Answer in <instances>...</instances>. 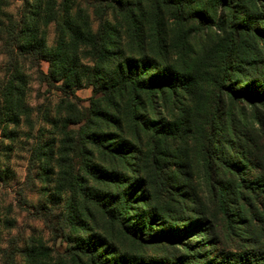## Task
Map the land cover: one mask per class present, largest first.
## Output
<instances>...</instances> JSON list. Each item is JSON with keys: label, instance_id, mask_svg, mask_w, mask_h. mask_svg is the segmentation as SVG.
I'll return each instance as SVG.
<instances>
[{"label": "trees", "instance_id": "16d2710c", "mask_svg": "<svg viewBox=\"0 0 264 264\" xmlns=\"http://www.w3.org/2000/svg\"><path fill=\"white\" fill-rule=\"evenodd\" d=\"M86 1L94 8L97 30L83 34L68 20L63 25L65 34L60 35L63 46L55 54L51 51L42 54V43L33 41L34 35L27 31L29 27L25 30L21 26L23 19L19 24L10 17L6 25L0 22L2 47L10 67L13 68L17 59L23 56H29L33 61L41 58L48 63L47 68L56 63L58 71L49 78V81L59 82L54 85L56 89L75 98L74 90L81 88L85 80L87 87L101 90L109 107L114 105L113 97L119 96L125 104L124 118L133 125L139 122L138 111L145 109V99L153 103V99L167 93L174 105L175 102L182 104L181 99L187 100V107H179L178 119L157 127V130L155 121L143 122V130L156 133V149L161 151L170 140L196 145L206 200L202 202L200 196L185 189L188 185L180 179L173 176L166 179L162 169L156 166V190H159L156 195L170 191L176 197L175 204L149 207L148 213L134 215L128 225L130 230H125L123 216L133 210L132 200L138 193L142 194V180L132 179L128 185L124 181L118 182L124 188L117 206L112 209V203L104 205L88 195L74 159H79L85 173L94 176L86 161L88 144L103 149L112 158L122 159L127 164L126 169L127 155L132 154L137 160L135 153L130 150L128 141L119 135L121 139L115 136L114 143H110L112 136L89 134L82 125L77 129V135L67 137L66 145L62 146L58 189L80 192L84 200L97 204L109 221L118 220L128 236L138 242L143 240L141 236H146L147 244L169 249V254L159 260L125 255L108 259L111 252L106 245L98 246L102 248L99 253L88 242L67 245L64 255L73 260L84 256L89 264H264V117L259 118L257 110L258 106L264 107V0ZM145 6L149 8L148 17L144 13ZM213 8L218 10L212 11L217 13L216 18L208 13ZM165 14L176 29L172 42L169 41ZM114 19L121 23H112ZM185 24L192 25L185 28ZM214 27L224 33L214 47L191 48L188 38L193 33ZM67 38L73 48L80 43L87 45L96 65L115 66L114 69L108 73L96 67L93 72L85 70L79 76L72 52L67 50ZM146 40L150 48L156 50H152L155 58L145 55ZM125 45L136 48V58H126ZM169 50L175 52L180 62L176 69L167 60ZM15 73L3 88L5 108L1 109L2 116L12 123L18 121L23 96L21 76L17 70ZM204 79L207 86L211 85V97L205 106L202 105L203 110H197ZM227 99L243 100L252 106L258 130H245L239 122L241 117L226 108ZM92 113L94 117H107L101 110L94 109ZM83 115L69 118L66 125L80 123L81 119L87 122L90 110ZM113 116L107 121L115 126L117 120ZM51 150V145L42 148L43 159L49 154L53 158ZM189 178L190 175L185 176V179ZM115 179L117 177L111 175L107 180L115 183ZM69 222L76 224L75 219H69L68 212L63 211L57 225L50 224V228L67 242L70 238L65 234V228ZM103 248L108 255L103 253ZM179 248L184 250L183 253L178 251ZM48 252L46 248H40L37 253L30 249L26 253V264H55L43 260L48 259ZM12 260V252H2V264H13Z\"/></svg>", "mask_w": 264, "mask_h": 264}, {"label": "rangeland", "instance_id": "374dc122", "mask_svg": "<svg viewBox=\"0 0 264 264\" xmlns=\"http://www.w3.org/2000/svg\"><path fill=\"white\" fill-rule=\"evenodd\" d=\"M212 11H218L217 8L208 10V13L216 18L217 13ZM144 13L147 17L149 16L147 6L144 7ZM9 17L18 24L23 19L21 26L25 30L29 27L27 31L34 35L33 41L37 44L42 43L43 47L40 50L43 55L50 51L55 54L63 46L60 35L65 34L66 29L63 25H66L68 20L83 34L94 33L98 25L94 8L86 0H0V22L6 25ZM165 21L169 41L172 42L176 29L166 14ZM111 22L116 25L121 23L115 19ZM191 25L185 24V28ZM223 35L222 30L215 27L207 28L193 33L188 38V43L195 50L214 47L215 42L221 40ZM0 39V264L3 262L2 252H12L13 264H26V253L30 249L37 253L40 248L48 249L49 257L43 260L49 263L89 264L84 256L73 260L64 255L67 245H83L88 242L99 253L102 248L98 246L101 243L106 245L107 250L111 252L108 259L125 255L132 258L145 257L159 260L167 256L169 249L147 244L146 236H141L143 238L139 241L141 243L128 236L127 232H123L118 220L109 221L98 205L84 200L80 192L60 191L57 185L60 152L63 150L62 146L66 145L67 137L74 138L77 135V129L82 125L89 134L112 136L110 143H114L113 137L117 135L128 141L130 150L135 153L137 160L133 158L134 155H127V169V164L122 159L112 158L103 149L100 150L89 144L86 147V161L89 165L88 169L94 173V176L85 173L79 159H74L75 167L83 180V188L90 193L88 195L95 197L104 205L112 203V209L117 206L116 202L124 188L123 184L118 182L124 181L128 185L127 183L132 179L142 180L144 187L142 194L138 193L137 198L132 200L133 210L123 216L125 230H130L128 225L134 215L148 213L149 207L156 208V205L171 207L175 204L176 197L170 194V191L156 195V191L159 192L156 190V166L162 169L166 179L173 176L186 183L188 188L185 189L192 192L194 196H200L203 202L206 200L205 183L196 145L193 142L172 143L170 140L161 151L159 148L156 149V133L143 130L142 124L155 121L157 130V127L178 119L179 107H187V100L181 99L179 101L182 104L175 102L174 105L173 99H169L167 93L159 95L158 99H153V103L145 99V109L138 111L139 122L133 125L127 123L124 118L125 104L119 96L113 97L114 105L109 107L102 98L101 90L87 87L85 80L81 88L74 90L75 98L70 94L64 95L56 89L54 85H58L59 82L49 81L50 75L53 76L58 71L56 63L47 68L48 63L41 58L33 61L29 56H23L17 59L13 68L10 67V60L2 47L4 40ZM65 42L68 44L69 39H65ZM146 43L148 45L145 55L155 58L152 52L155 49L150 48L147 40ZM68 46L67 50L72 52L71 55L76 61L79 76L85 70L93 72L96 67L108 73L115 67L96 65L90 58L87 45L80 43L74 48L69 44ZM137 54L136 48L124 46L126 58H136ZM37 57L40 56L37 55ZM166 57L175 69L178 68L180 62L175 52L171 53L169 50ZM15 70L18 71L23 82L21 83L23 96H21L22 107L18 111L20 114L18 121L12 123L2 116L1 109L5 108L2 98L3 88L8 81L12 80L16 74ZM206 81L204 79L201 85L202 94L196 103L198 106L194 105L192 110L195 106L197 110H203L202 105L205 106V103L209 102L212 88L211 85L207 86ZM226 104L227 109H231L235 115L241 117L239 122L245 130L258 128L253 119L252 106L243 100L235 102L227 99ZM88 109L90 117L87 122L81 119L80 123L66 125L65 121L69 118L84 117L83 113ZM94 109L106 113L107 117L105 119L99 116L94 117L92 113ZM257 110L258 117L263 118L264 107L258 106ZM112 115L117 120L115 126L107 121ZM48 145H51L54 156L51 158L49 154L43 159L42 148ZM111 175L117 177L115 183L108 181ZM187 175H190L189 179H185ZM206 209L208 210V206ZM63 211H67L69 219L74 218L76 223L74 225V222H69V226L65 228V234L69 236L70 242L50 228L52 222L57 225ZM208 212L210 213V207ZM199 237L200 235L197 236ZM194 240L191 239V241ZM105 248L103 253L108 255ZM178 251L183 253L184 250L179 248Z\"/></svg>", "mask_w": 264, "mask_h": 264}]
</instances>
